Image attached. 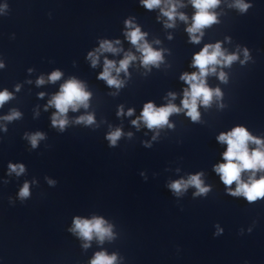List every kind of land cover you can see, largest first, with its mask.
<instances>
[{"label": "clouds", "instance_id": "1", "mask_svg": "<svg viewBox=\"0 0 264 264\" xmlns=\"http://www.w3.org/2000/svg\"><path fill=\"white\" fill-rule=\"evenodd\" d=\"M144 5L151 9L158 6L161 0H143ZM219 3V0H192L193 6L197 9L196 15L193 17V25L188 29L189 33H196L201 28L208 26L216 21L214 14L210 13L208 9L214 8ZM237 6L241 11L246 10L249 5L244 3H238ZM175 13V6L171 9L164 11L170 20L173 18ZM185 19L183 15L180 17ZM171 26V25H169ZM129 39L135 45L143 38V34L137 28L134 31L128 33ZM193 42H198L199 38L195 35L192 36ZM209 49H212L209 51ZM101 50L106 51H116L112 48V45L108 42H103L101 44ZM139 50L143 53V63L145 65L155 64L161 59V54L157 51H153L152 48L144 43L139 45ZM90 57L93 54H89ZM247 56V51H245ZM135 59L134 56L129 54L124 60L120 62L119 68L116 69L117 72L121 70H126L130 60ZM221 59L225 64H230L232 61L236 60L237 57L233 55H225L220 48L219 44L216 45H206L201 52L194 56L193 64L195 67L199 68V73L184 74L181 78L185 80L190 85V90H185V99L182 101L183 107L188 109V115L193 119H198L199 113L197 111V101L200 100L204 105H208L213 97V90L209 89L205 85L204 77L209 73V71L215 72V68H209L210 65H216L221 63ZM93 66L96 64V59H92ZM114 67L113 62L105 61L104 71L100 74V79L107 81L110 86L119 87L120 82L111 76V71ZM61 73L54 72L51 74L49 79L55 81L59 79ZM220 78L224 79V74H220ZM43 79H40L38 83H43ZM89 93L85 92L82 85L75 80H70L61 87V91L56 95L51 104H54L58 110V115L53 117V125H59L63 129L66 124V120L60 119L59 116L65 114L69 107L73 110L79 104H84L86 106V101L89 98ZM215 95L219 96V89L215 90ZM10 98V94L5 92H0V105H2L6 100ZM132 110H129V115ZM179 111L174 105L169 104L166 107L155 108L152 103H147L141 114V118L146 123L148 128H153L167 124L168 117L171 113ZM18 113H13V116H18ZM13 116L7 117V119H12ZM80 121L86 122L88 124L93 123V117L91 115L86 117H80ZM79 122V121H78ZM137 121H133L136 124ZM121 136L119 129L109 134L108 139L112 145H115L117 139ZM42 138L41 134L37 133L31 137L32 146L35 147L38 139ZM220 142L227 144V150L223 154L226 163L220 164L215 168V171L220 174V178L225 185H231L234 181L237 182V188L234 192H230L231 195H243L248 201H255L257 198L264 197V177L259 180H253L251 184L243 183L240 180L241 172L244 170H256L264 169V151L259 149L253 150L249 153L248 142L252 141L256 144L261 142L254 137L250 136L248 131L243 127H236L231 132L221 133L218 137ZM11 171H17L18 173L23 172V165H9ZM51 183V181H50ZM189 185L195 186L198 189V194L206 193L208 189L202 187V181L200 174L191 176L187 181H175L170 187L176 193H180L183 189H186ZM19 196L21 198H26L29 196V185L24 184L23 188L20 190ZM72 231H76L86 240H91L93 233H95L101 240L104 237L110 236V228L104 227V221L102 219L81 220L76 218L74 221V228ZM116 256H108L103 252L97 253L95 258L92 260V264H114Z\"/></svg>", "mask_w": 264, "mask_h": 264}]
</instances>
